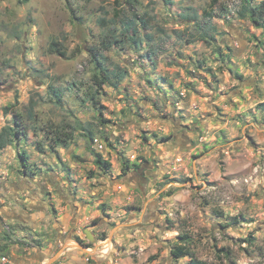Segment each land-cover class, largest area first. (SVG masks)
Segmentation results:
<instances>
[{
	"label": "rangeland",
	"instance_id": "obj_1",
	"mask_svg": "<svg viewBox=\"0 0 264 264\" xmlns=\"http://www.w3.org/2000/svg\"><path fill=\"white\" fill-rule=\"evenodd\" d=\"M230 1L0 0V130L26 134L0 152V264H191L182 239L264 264V30Z\"/></svg>",
	"mask_w": 264,
	"mask_h": 264
},
{
	"label": "trees",
	"instance_id": "obj_2",
	"mask_svg": "<svg viewBox=\"0 0 264 264\" xmlns=\"http://www.w3.org/2000/svg\"><path fill=\"white\" fill-rule=\"evenodd\" d=\"M166 3H170V0H164ZM254 0H241V9L238 13L240 17H246L253 27L256 29H262L264 30V0H261L259 4L252 5V2ZM22 2H27V0H22ZM204 20H210L212 18V13L205 12L203 13ZM134 23H136V26H130L129 30H126V34H123L124 37L132 44V46H138L141 43V38L145 36H141L140 32L142 30H145L148 26V23L138 17H133ZM196 20V16L194 18L190 19L192 23ZM196 23V22H195ZM198 24V23H197ZM130 32V34L127 33ZM148 37V36H146ZM202 40L207 41L206 34L202 35L200 37ZM112 45L111 42L109 44H103L105 50L109 49V47ZM50 51L53 54H57L58 56L63 57L65 54L61 50L60 45L57 42H52L50 44ZM137 48V47H136ZM88 52L91 54V57L93 58L94 67L96 70V73L94 74L92 80L93 83L98 87L101 88L103 85H107L108 87L112 89H117L122 83V81L127 77V72L125 70H121L119 68H115L114 70H109L106 67V58L103 56L100 52L97 51L96 48H89ZM100 53V54H99ZM52 96L55 98L56 103H60L61 100V92L60 90L52 89L51 88ZM12 107V106H10ZM10 108L6 107L4 108V113H9L8 111ZM31 114V111H29V116ZM20 125L18 122H16V116H13V125L12 126H5L1 128L0 130V152L4 150L8 146H12L13 142L15 141L17 136L25 137V131L20 130ZM24 131V132H23ZM68 138H70L68 136ZM60 143V140H59ZM22 159H25L23 156ZM95 164L99 169H105L108 167V163L103 161L101 156L97 154L95 156ZM137 168V166H136ZM172 254L176 258H180L182 256H188L190 258L191 264H206L202 261L196 260L185 248V241L182 239L181 244H177L174 246L172 250Z\"/></svg>",
	"mask_w": 264,
	"mask_h": 264
},
{
	"label": "built area",
	"instance_id": "obj_3",
	"mask_svg": "<svg viewBox=\"0 0 264 264\" xmlns=\"http://www.w3.org/2000/svg\"><path fill=\"white\" fill-rule=\"evenodd\" d=\"M240 4H241V0H231L226 6L225 12L227 13V16L230 17L235 12H237L238 9H239ZM99 149L102 150V146L101 145L99 146ZM2 261L4 262L5 259H2Z\"/></svg>",
	"mask_w": 264,
	"mask_h": 264
},
{
	"label": "water",
	"instance_id": "obj_4",
	"mask_svg": "<svg viewBox=\"0 0 264 264\" xmlns=\"http://www.w3.org/2000/svg\"><path fill=\"white\" fill-rule=\"evenodd\" d=\"M86 236H87V239H88V240H92V239H91V238L88 236V234H87V233H86Z\"/></svg>",
	"mask_w": 264,
	"mask_h": 264
},
{
	"label": "crops",
	"instance_id": "obj_5",
	"mask_svg": "<svg viewBox=\"0 0 264 264\" xmlns=\"http://www.w3.org/2000/svg\"><path fill=\"white\" fill-rule=\"evenodd\" d=\"M205 12H206V11H205ZM203 13H204V12H203ZM212 30H214V29H212ZM212 30H211V31H212ZM142 31H143V30H142ZM212 32H213V31H212Z\"/></svg>",
	"mask_w": 264,
	"mask_h": 264
}]
</instances>
